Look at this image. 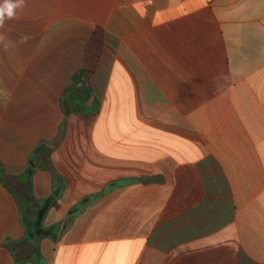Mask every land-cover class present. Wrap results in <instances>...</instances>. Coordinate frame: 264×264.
Listing matches in <instances>:
<instances>
[{"label": "crops", "instance_id": "1", "mask_svg": "<svg viewBox=\"0 0 264 264\" xmlns=\"http://www.w3.org/2000/svg\"><path fill=\"white\" fill-rule=\"evenodd\" d=\"M0 34V264H264V0H26Z\"/></svg>", "mask_w": 264, "mask_h": 264}, {"label": "trees", "instance_id": "2", "mask_svg": "<svg viewBox=\"0 0 264 264\" xmlns=\"http://www.w3.org/2000/svg\"><path fill=\"white\" fill-rule=\"evenodd\" d=\"M99 34L101 30H97L92 43L100 44ZM86 49L83 66L76 72L72 78V84L64 91L61 104L66 114H76L85 118L97 115L100 111V102L94 97L91 78L94 73V62L98 57L89 56Z\"/></svg>", "mask_w": 264, "mask_h": 264}, {"label": "clouds", "instance_id": "3", "mask_svg": "<svg viewBox=\"0 0 264 264\" xmlns=\"http://www.w3.org/2000/svg\"><path fill=\"white\" fill-rule=\"evenodd\" d=\"M26 6V0H2L0 2V29H3L6 21L14 20L17 18L18 10H22ZM30 37L27 35L21 36L20 43H25ZM6 37L0 34V44L7 49L10 44L5 42Z\"/></svg>", "mask_w": 264, "mask_h": 264}]
</instances>
